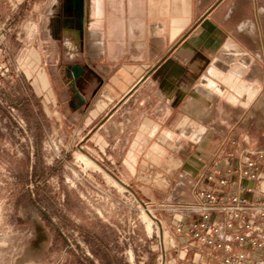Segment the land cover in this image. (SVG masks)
<instances>
[{
  "label": "rangeland",
  "instance_id": "obj_1",
  "mask_svg": "<svg viewBox=\"0 0 264 264\" xmlns=\"http://www.w3.org/2000/svg\"><path fill=\"white\" fill-rule=\"evenodd\" d=\"M59 6L0 0V264H184L173 250L176 205L191 194L181 177L184 151H103L106 142L101 150L90 137L114 102L76 133L80 114L64 67L85 61L84 46L75 50L72 39L73 49H64L65 32H54ZM255 6L264 38V0ZM260 78L242 93L246 113L222 99L210 121L256 151L264 149ZM128 86L127 79L114 94L98 88L93 103L116 101ZM129 106L117 115L120 130L132 121ZM145 127L152 134L160 125L143 121L139 130Z\"/></svg>",
  "mask_w": 264,
  "mask_h": 264
},
{
  "label": "crops",
  "instance_id": "obj_2",
  "mask_svg": "<svg viewBox=\"0 0 264 264\" xmlns=\"http://www.w3.org/2000/svg\"><path fill=\"white\" fill-rule=\"evenodd\" d=\"M255 5L257 0H86L83 62L94 63V71L79 83L87 104L73 106L80 114L76 133L114 102L90 139L101 150L106 142L103 151H184L181 177L191 200L214 152L230 151L225 156L235 161L239 151L241 156L250 150L237 133L217 132L210 121L213 103L222 99L246 113L242 93L263 82L264 38ZM64 39V49H73V39L79 50L78 36L68 31ZM127 79L118 100L113 95L93 103L99 91L114 94ZM91 101L95 110L85 116ZM128 103L132 121L120 130L116 118ZM143 121L160 125L156 130L164 138L139 130ZM183 121L187 126L181 129Z\"/></svg>",
  "mask_w": 264,
  "mask_h": 264
},
{
  "label": "built area",
  "instance_id": "obj_3",
  "mask_svg": "<svg viewBox=\"0 0 264 264\" xmlns=\"http://www.w3.org/2000/svg\"><path fill=\"white\" fill-rule=\"evenodd\" d=\"M176 213L173 250L184 264H264V149L235 161L215 153Z\"/></svg>",
  "mask_w": 264,
  "mask_h": 264
},
{
  "label": "flooded vegetation",
  "instance_id": "obj_4",
  "mask_svg": "<svg viewBox=\"0 0 264 264\" xmlns=\"http://www.w3.org/2000/svg\"><path fill=\"white\" fill-rule=\"evenodd\" d=\"M83 8H84V23H81L80 11H81V3L80 0H60L59 12H58V21L55 24L54 32H58L59 30L67 33L70 31L79 37V49L81 50L82 46H84V40L86 36V25H85V15H86V0H83ZM83 26V27H82ZM65 72L68 76L69 86L72 90L71 81L74 78L77 87L79 88V83L82 76L86 75L88 72H93L94 68L89 63H82L80 61H74L67 66L64 67ZM73 92V90H72ZM71 104L74 106L80 105V101L76 98L75 92H73V96L71 99Z\"/></svg>",
  "mask_w": 264,
  "mask_h": 264
},
{
  "label": "water",
  "instance_id": "obj_5",
  "mask_svg": "<svg viewBox=\"0 0 264 264\" xmlns=\"http://www.w3.org/2000/svg\"><path fill=\"white\" fill-rule=\"evenodd\" d=\"M81 3V11H80V17H81V23H84V8H83V0H80ZM83 27V26H82ZM71 85H72V90L73 92H75V96L76 98L80 101V103H86V97L82 94V92L80 91V89L77 87L76 82L74 80V78L71 81Z\"/></svg>",
  "mask_w": 264,
  "mask_h": 264
},
{
  "label": "bare ground",
  "instance_id": "obj_6",
  "mask_svg": "<svg viewBox=\"0 0 264 264\" xmlns=\"http://www.w3.org/2000/svg\"><path fill=\"white\" fill-rule=\"evenodd\" d=\"M84 159H86L85 157H83ZM86 163H87V161H86ZM89 163V162H88Z\"/></svg>",
  "mask_w": 264,
  "mask_h": 264
}]
</instances>
